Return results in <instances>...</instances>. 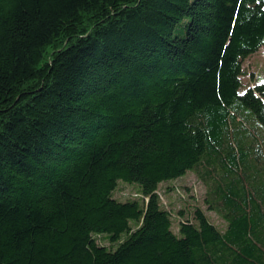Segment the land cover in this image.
<instances>
[{"label": "trees", "instance_id": "obj_1", "mask_svg": "<svg viewBox=\"0 0 264 264\" xmlns=\"http://www.w3.org/2000/svg\"><path fill=\"white\" fill-rule=\"evenodd\" d=\"M262 46L264 0H0V264H264Z\"/></svg>", "mask_w": 264, "mask_h": 264}, {"label": "rangeland", "instance_id": "obj_2", "mask_svg": "<svg viewBox=\"0 0 264 264\" xmlns=\"http://www.w3.org/2000/svg\"><path fill=\"white\" fill-rule=\"evenodd\" d=\"M243 66L247 71V75L246 74L242 75L244 84L253 81L264 80V46H262L256 52L246 57L243 60ZM172 183L174 184L175 189L171 190L170 193L167 195L163 193V189L168 183H161L160 190L164 199L167 202L169 201L175 202L176 203L175 206L179 207V205L181 204L180 200L185 196L187 197L188 194L190 193H194L198 198V200L201 202L203 187L197 181L195 174L188 173L184 177L174 180V182ZM130 190H131V186L123 184L118 192V195L123 196V192H129ZM209 215L211 216L214 222L218 224L222 222L220 217L214 212L210 211Z\"/></svg>", "mask_w": 264, "mask_h": 264}]
</instances>
